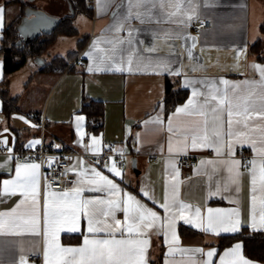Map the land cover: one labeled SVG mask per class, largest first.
I'll list each match as a JSON object with an SVG mask.
<instances>
[{"label":"crops","instance_id":"1","mask_svg":"<svg viewBox=\"0 0 264 264\" xmlns=\"http://www.w3.org/2000/svg\"><path fill=\"white\" fill-rule=\"evenodd\" d=\"M73 1L75 11L70 0H0V8L4 10L0 48L5 28L21 21L27 7L60 18L71 12L76 30L73 34L57 35L42 54L28 58L8 74L4 72L0 55V91L6 92L14 104L4 109L0 95V188L3 180L15 176L17 164L40 165L36 161L16 159L13 151L55 138L67 147L89 154L73 157L70 165L74 177L65 189L49 191H70L75 182L92 179V169H95L117 184L122 190L121 198L127 192L160 217L156 227L148 229L146 235L131 237L149 241L145 264H204L209 259L212 264H220V256L236 243L242 245L241 255L252 264H264L246 256L241 240L219 247L221 236L234 233H208L178 216L173 222L178 242H173L172 231L164 227L167 213L162 207L166 200L171 203L175 198L179 204L188 206L183 214L197 224L200 220L196 209L202 218L207 217L209 209L225 213L236 209L240 213V231L244 227L254 231L250 227L253 211L259 219L260 201L264 198L259 184L264 155L253 151L251 143L256 141V148L264 149V143L260 142L264 119L253 116L245 127L244 117L234 116L233 131L244 133L240 139L248 143L243 146L236 143L231 156L226 147L218 155L215 147L191 146L193 135L204 134L205 117L176 114V109L182 108L189 99L204 106L210 138L214 127L210 108L216 103L211 100L212 95H222L227 90L234 103L238 102L237 97L239 102L248 97L255 111H264L261 103L264 85L260 72L253 67L264 68L261 59L264 57V0ZM204 18L211 21L210 27L195 34L192 25ZM257 42L260 46L256 50L253 45ZM58 57L65 60V68H45ZM161 65L169 70H163ZM232 86H237L235 92ZM194 90L199 93L195 98ZM206 97L208 105H205ZM85 100L102 102V117L93 122V125L101 124L98 130L88 128L87 117L81 111ZM41 115L45 119L43 128L38 124ZM218 116L225 121L226 131L227 110ZM236 120L240 123H235ZM93 138L99 143L89 148ZM108 143H114L118 151L125 153L127 168L117 167L121 172L119 177L105 167L111 163L96 164L91 157L102 152ZM180 154L197 158V165L183 175L177 165ZM233 160L240 161L238 169L231 164ZM252 161L256 162L255 192ZM39 192L40 234H34L18 219L20 226L15 231L20 234L0 235V264H20L22 257L26 264H45L42 223L45 185H42L41 166ZM96 197L112 198L108 192L81 194V198ZM0 200V212L16 209L17 218H27L31 212L29 203L17 208L22 200L19 194L5 195ZM178 210V204L173 206V213ZM116 219L124 220L122 211L116 213ZM86 229L87 222L81 220V232H61L60 244L81 246L84 235H89ZM94 238L109 237L98 233ZM116 238H122L120 233H116ZM210 250L216 254L208 258L205 254ZM29 254L36 255L37 259H28Z\"/></svg>","mask_w":264,"mask_h":264},{"label":"snow or ice","instance_id":"2","mask_svg":"<svg viewBox=\"0 0 264 264\" xmlns=\"http://www.w3.org/2000/svg\"><path fill=\"white\" fill-rule=\"evenodd\" d=\"M100 0H98V3ZM146 2V0H145ZM3 9L0 8V28L3 27ZM195 41V38H191ZM194 46V44H193ZM86 55H89L86 53ZM189 55L191 52L189 51ZM163 70L167 69L166 65H161ZM261 74V84L264 85V68L256 65L253 66ZM91 70V69H90ZM119 71L120 69H116ZM179 74V73H175ZM222 84H227V81H220ZM237 86H232L233 92ZM193 98L199 93L193 91ZM211 100L215 101V106L210 108L213 117L212 137L208 134V113L204 111V106L197 104L194 99L189 101L182 107L176 109V114L186 113L188 115L204 116V134L193 135L191 138V146L196 147H215L218 155L223 154V150L227 148L229 156L234 154V145L240 143L242 146L247 144V140L240 139L244 133L233 131L234 116L244 117V126L248 127L247 121L253 116L264 119V111H255L250 105L249 98H243L242 102L237 97L236 103L233 98L227 93V90L222 95H212ZM208 98H205V105H208ZM261 103L264 104V97H261ZM227 110L228 119L227 130L225 131V121L219 118L218 114ZM82 120V117H78ZM159 122V121H154ZM235 123H240L236 120ZM171 131V128L169 129ZM255 131V129H253ZM227 137V139H225ZM260 142L264 143V135L261 136ZM7 143V141H4ZM35 143H39L36 141ZM99 141L96 138L92 139L89 148L94 147ZM251 146L253 151H258L264 155V149L256 148V141H252ZM11 151V149H9ZM171 151V148H170ZM252 169L253 191H256L257 176L255 172V161ZM231 164L237 169L240 166V161H231ZM83 165V162H81ZM108 171L114 176H121L120 170L115 163L111 166L105 165ZM39 164H17L15 167V176L12 179L2 181L0 188V198L5 195L19 194L22 197L20 204L29 203L31 212L27 218H17L15 216L16 209L11 212H0V235H18L15 228L20 224L17 220L20 219L22 224L31 229V231L39 235L41 226L40 215V192H39ZM71 169H69L70 171ZM93 178L84 181L75 182V186L70 191L51 192L49 191L48 182H45V192L43 200V235L45 239V247L43 258L45 264H145V257L149 241L142 238H131L133 234L136 237L146 235L147 230L156 227V222L160 217L157 213L146 208L134 196L127 192H123L113 180L100 172L92 169ZM80 175H83L81 173ZM85 184L87 186H85ZM259 184L260 191L264 192V166L259 169ZM85 191L92 192H108L112 198L104 199L96 198H81V194ZM144 195H148L147 192ZM256 197L253 196V204L255 205ZM2 202V200H0ZM178 204V212L173 213V206ZM167 215L164 217V227L172 231L173 242H178L174 233V220L178 216L187 224H192L194 227L200 226L202 230L208 233L219 235L220 232L237 233L241 229L240 213L233 209L225 213L223 210H208L206 218L200 217L199 209L195 210L197 219L184 216V210L188 207L184 204H179L175 198L169 203L167 200L162 205ZM122 211L124 220L116 219V213ZM81 220L87 222V233L84 235L83 243L78 247H65L59 242L60 233H77L81 232ZM110 221V222H109ZM250 227L254 231L264 230V198L260 201L259 219L255 215V210L251 218ZM104 233L109 238H94L96 234ZM116 233H120L122 238L117 239ZM159 234V230L157 232ZM166 242L168 232H164ZM128 238H125V237ZM93 237V238H90ZM240 243H236L233 247L226 250L220 256V264H252L251 261L241 255ZM195 251L200 252V249ZM215 250L208 251L205 255L211 258L215 255ZM20 264H26V260L22 257ZM204 264H212L211 259L204 261Z\"/></svg>","mask_w":264,"mask_h":264},{"label":"trees","instance_id":"3","mask_svg":"<svg viewBox=\"0 0 264 264\" xmlns=\"http://www.w3.org/2000/svg\"><path fill=\"white\" fill-rule=\"evenodd\" d=\"M72 10L75 11L74 1L70 0ZM73 14L68 13L61 17L57 26L51 33H40L29 42L20 41L17 27L20 21H16L7 26L4 30L2 38V47L0 55L3 57L4 72L6 74L21 67L28 58L39 56L45 51L48 46L54 41L59 34H73L75 28L72 25ZM254 48H259L260 42L253 45ZM264 60V57L261 58ZM66 67V62L63 58H56L45 68ZM3 99L4 109L11 108L13 100L8 97L7 93L0 91ZM81 111L86 115L88 120V128L98 130L101 124L93 125V122H98L102 117V102L97 100H85L81 106ZM181 230V229H180ZM234 240H241L246 256L264 262V233L261 231H249L245 227L238 233L223 235L219 240V247L230 244Z\"/></svg>","mask_w":264,"mask_h":264},{"label":"built area","instance_id":"4","mask_svg":"<svg viewBox=\"0 0 264 264\" xmlns=\"http://www.w3.org/2000/svg\"><path fill=\"white\" fill-rule=\"evenodd\" d=\"M210 25L211 21L209 19H200L192 25V30L195 34H198L202 29L208 28ZM38 124L41 128L45 126V119L42 115ZM12 153L16 159L40 163L42 185H45L47 181L49 189L52 191L65 189L73 179L74 172L70 165L73 157L89 154L87 151L67 147L55 138L44 139L33 147H23ZM124 156L125 153L118 151L114 143H108L102 152L93 154L91 157L96 164L115 163L117 167L125 170L127 163L124 161ZM177 165L181 175H183L197 165V158L188 154H180L177 156ZM69 169L71 170L69 171ZM28 259L36 260L37 257L34 254H29Z\"/></svg>","mask_w":264,"mask_h":264},{"label":"water","instance_id":"5","mask_svg":"<svg viewBox=\"0 0 264 264\" xmlns=\"http://www.w3.org/2000/svg\"><path fill=\"white\" fill-rule=\"evenodd\" d=\"M60 17L51 16L40 9L27 7L24 17L18 25V34L20 41L26 43L32 40L40 33H51L60 21ZM135 160L132 162V168L135 170Z\"/></svg>","mask_w":264,"mask_h":264},{"label":"rangeland","instance_id":"6","mask_svg":"<svg viewBox=\"0 0 264 264\" xmlns=\"http://www.w3.org/2000/svg\"><path fill=\"white\" fill-rule=\"evenodd\" d=\"M36 4H38V2ZM78 18H79V16H78Z\"/></svg>","mask_w":264,"mask_h":264}]
</instances>
